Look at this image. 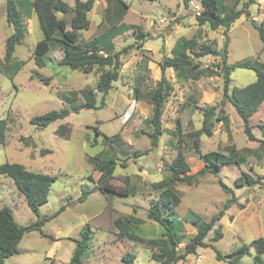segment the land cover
I'll return each instance as SVG.
<instances>
[{
    "label": "rangeland",
    "instance_id": "1",
    "mask_svg": "<svg viewBox=\"0 0 264 264\" xmlns=\"http://www.w3.org/2000/svg\"><path fill=\"white\" fill-rule=\"evenodd\" d=\"M62 1L69 7L74 3V0ZM106 3L108 10L105 13ZM224 4L227 8L245 9L250 14L249 18L242 16L227 33L226 63L249 62L264 66L262 44L251 25V20L259 23L264 18V0H225ZM58 16L62 18V15ZM88 19L90 27L80 32L78 37L77 45L80 47L107 34L110 27L124 23L129 29L125 36L112 41L113 52L126 48V53L121 57L118 80L104 98L102 109L71 113L42 130L29 124L33 116L67 106L61 98L69 92L95 89L99 75L108 70L94 68L91 73L82 74L59 66L60 50L54 44L44 57L45 67L37 69L32 53L43 34L34 13L29 21H25L28 34L23 44L15 47L14 59L25 64L13 79L8 77L12 74L10 65L0 58V120H5L0 137V165L16 163L28 171L56 178L50 187L47 203L39 208V217L49 218L42 227V233L53 240L42 237L38 232L26 233L18 245L19 254L3 264L68 263L75 240L79 239V231L86 224L91 226L92 240L89 255L82 264H156L152 253L157 250H153L150 243L161 237V229L146 216L151 204L157 200V192L151 184L169 176L168 165L177 150L189 165V174L195 175L191 185L174 183L172 187L180 198L173 213L183 235L177 246L179 255L184 253L196 233L190 222L185 220L186 213L192 212L202 221L209 222L223 210L227 200L235 199L236 202L213 227L216 229L221 225L222 238L213 243V232H209L202 247H197L184 261L176 264H229L217 261L215 250L226 255L243 244L249 246L252 240L264 239V179L260 187H234V181L241 172L254 179L264 177V146H259V140L263 138L258 127L264 126V102L250 120L255 138L251 142L243 133L239 116L230 103H225L223 109L229 125L225 127L216 123L211 137L200 135L199 149L203 154L214 151L226 155L232 149L238 151L237 158L242 157L244 163L241 166H221L217 177L197 174L202 162L194 152L193 141L201 128V109L218 105L221 100L222 79L216 68L221 61L210 55L195 59L189 54L191 64L182 74L171 69L165 72L172 91L164 104L162 134L157 148L151 150L149 139L141 134L142 129L149 131L144 125V120L151 114L148 92L159 80V65L170 57L174 42L184 37L193 41L196 52L202 46L220 51L224 30L198 26L190 9L181 0H100L90 11ZM135 31L146 37L137 36ZM11 32L12 28L5 21V0H0V54ZM197 73L201 75L198 80L195 79ZM36 75L49 79V84L44 86ZM230 78L231 88H243L256 80L255 72L244 68L233 69ZM96 99L99 106L101 95L97 92ZM61 124L71 128L69 139H61L54 134ZM94 128L102 134L96 135ZM104 136L111 140L105 141ZM45 151L49 153L42 154ZM134 152L146 154L135 158ZM96 156L101 160H115L113 179L109 183L133 196H114L97 189L101 185L97 181L100 173L93 170V164L88 162V158ZM219 181L232 194L226 193L219 186ZM83 191L90 193L80 201ZM238 204H242L244 209L240 210ZM3 207L12 211L15 222L21 227L37 219L13 181L0 175V209ZM61 207L64 210L52 218ZM130 216L141 220L134 228L139 237L135 241L118 237L111 226L114 218ZM129 254L134 256L132 261L122 262V257ZM198 256L200 260H197ZM238 264L253 263L250 257L245 256Z\"/></svg>",
    "mask_w": 264,
    "mask_h": 264
},
{
    "label": "trees",
    "instance_id": "2",
    "mask_svg": "<svg viewBox=\"0 0 264 264\" xmlns=\"http://www.w3.org/2000/svg\"><path fill=\"white\" fill-rule=\"evenodd\" d=\"M96 0H74L73 7L70 8L62 0H5V21L7 25L12 28V32L6 37L4 41V54L2 59L5 64H9L12 69V74L8 77L13 79L14 75L20 71L25 62L14 59L15 47L22 45L26 35L28 34L25 24V19H28L30 13L33 11L38 20L40 30L43 34V39L35 44L32 53V59L37 69L45 67V55L49 52L51 45H57L61 51V58L58 61L59 66L68 67L70 70L78 71L82 74H89L94 68H108L107 71L102 72L97 81L95 89L83 88L77 91H71L67 95L62 96V101L67 105L60 110H52L47 113L33 116L29 120V124L34 126L37 130H42L55 121L65 119L69 114L81 110H98L103 108L104 98L112 88V84L118 80L119 71L121 68V57L126 53V48L113 52V43L111 39L117 35L125 32L127 28L124 25L119 27H110L107 29V34L100 38L85 43L82 47L77 45L79 33L89 28L90 22L88 13L92 10ZM155 2L158 0H147ZM184 6L189 8L190 0H181ZM202 11L199 16H192L195 18L197 25L208 26L211 30H216L220 27L224 28L223 46L219 50L212 49L208 46H202L197 52L193 50L194 43L192 40L179 38L171 49V56L162 60L159 65L160 77L156 82L154 88L148 92V99L151 105V114L144 120V125L147 130H141V134L147 136L150 141L151 150L158 146L159 138L162 134L161 117L164 110V104L167 101L172 91L171 82L166 77V70L171 69L177 73L182 74L184 70L190 66L191 57L198 59L205 56H213L219 58L221 63L216 66L219 76L222 79V97L218 105L212 107H205L201 109L202 124L199 131L196 132V138L193 141V149L202 162V168L197 174H210L217 177L221 166L227 164H235L241 166L244 159L237 158L238 151L231 149L228 155L218 152L201 153L199 149V136L205 135L211 137L216 123H221L222 126L229 125V119L224 114V105L226 102L235 110L236 114L242 121L243 133L248 141H254L252 134V126L250 119L252 115L258 110L259 106L264 101V66L262 64H250L249 62L237 63L228 65L227 47L228 37L227 33L231 27L242 17H250V14L245 9L236 10L234 7L227 8L223 0H197ZM252 2V0H250ZM248 4V3H247ZM72 13L73 16L69 23L63 19L57 18L56 14ZM253 29L257 32L258 38L262 44V51H264V18L256 23L251 20ZM135 33H137L135 31ZM137 36L146 37L143 33H137ZM104 43V44H101ZM102 45V46H101ZM106 47L105 49L102 47ZM244 68L252 69L255 72V82L243 88L230 87V75L233 69ZM37 76V75H36ZM201 77L200 73L195 75L198 80ZM44 86L49 84V79L37 76ZM96 92L101 95V104L97 106ZM80 101L79 104H76ZM5 128V120H0V137ZM262 138H264V126H259ZM96 135L102 133L94 128ZM54 134L61 139H69L71 135V128L66 124H61L55 130ZM105 141L111 140L110 137L104 136ZM260 146H264V141L260 140ZM49 153V151L42 152V154ZM146 153L134 152L135 158L141 157ZM88 162L93 164V170L100 173L98 182L101 184L97 189L104 194H111L114 196H133L125 189H118L114 187L109 180L113 179V170L115 167V160L110 158L101 160L98 156L88 158ZM125 167V166H123ZM169 176L163 180L152 183L151 188L157 192V200L151 204L147 212V219L157 223L161 229V237L151 241L153 250L157 252L152 253V260L156 264H176L179 261H184L186 257L193 253L197 247L204 245V240L207 238L209 232H213L211 242H216L222 238L221 225L213 229L216 222L224 216L235 199H229L223 206V210L217 216H214L209 222L202 221L199 216L192 212L186 213L185 220L189 221L195 229L196 233L187 244L184 253L180 254L177 251L178 244L181 243L183 235L178 220L173 216L175 208L180 203V198L173 190V184L191 185L194 181L195 175H190V167L185 161L184 156L180 150H177L176 156L168 165ZM0 175L11 179L17 191L23 196L24 201L37 218L33 223L21 227L13 217L12 211L3 207L0 209V264L6 260L19 254L18 245L26 233L38 232L42 237L53 240L52 237L42 233V227L49 218L39 217V208L47 203V197L55 177L38 172H31L26 170L22 165L16 163H4L0 165ZM264 177H257L254 179L251 175L241 172V175L234 181V187L254 188L255 186H262L261 180ZM219 186L225 190L226 193H231L221 181ZM90 191H83L80 201L88 195ZM240 210L244 209L242 204H238ZM64 210L61 207L53 216H57ZM141 223V220L130 216L128 218H114L111 226L116 230V235L123 239L131 241L138 240L137 231L134 229ZM92 240V231L89 224L84 225L79 231V239L75 240V247L72 256L68 263L65 264H82L83 260L89 255V243ZM211 247H213L211 245ZM253 249V253L251 252ZM250 257L253 264H264V239L257 238L252 240L250 245L243 244L236 250L231 251L226 255H222L215 250V259L217 261H227L229 264H238L243 257ZM128 257V258H127ZM133 255L122 257V262L130 263Z\"/></svg>",
    "mask_w": 264,
    "mask_h": 264
},
{
    "label": "crops",
    "instance_id": "3",
    "mask_svg": "<svg viewBox=\"0 0 264 264\" xmlns=\"http://www.w3.org/2000/svg\"><path fill=\"white\" fill-rule=\"evenodd\" d=\"M30 1H32V0H30ZM82 1H85V0H82ZM99 1H100V0H96L95 3H94V5L97 4ZM224 1H225V0H223V3H224ZM73 4H74V3H73ZM94 5H93V7H94ZM72 7H73V5H72ZM72 7H70V8H72ZM107 7H108V4L106 3V4H105V13H106V11L108 10ZM231 8H232V7H231ZM234 8H235V7H234ZM92 9H93V8H92ZM235 9L238 10L237 8H235ZM33 13H34L33 11L30 13V16H29L28 19L31 18V15H32ZM89 13H90V12H89ZM89 13H88V15H89ZM34 14H35V13H34ZM35 15H36V14H35ZM58 15H62V18L59 17ZM56 16H57V18H59V19H63V20H65L67 23H69L70 20H71V17L73 16V14H72V13H68V14H56ZM65 16L68 17L69 19L67 20V18H65ZM36 17H37V16H36ZM192 17H193V16H192ZM193 18H194V17H193ZM241 18H242V17H241ZM241 18H240V19H241ZM28 19H25V21L28 20ZM28 21H29V20H28ZM102 21H104V16L102 17ZM194 21H195V18H194ZM89 22H90V21H89ZM195 23H196V21H195ZM196 24H197V23H196ZM121 25H124V26L127 28V30H126L125 32H123V33L117 35V36L114 37L113 39H111V42L114 41V40H116V39H118V38H122V36H125V34L128 33V31H129L128 26L125 25L124 23L119 24V25H117V26H115V27H119V26H121ZM198 26H199V25H198ZM89 27H90V25H89ZM220 28H222V27H220ZM231 28H232V27H231ZM218 29H219V28H218ZM222 29L224 30V28H222ZM229 31H230V30H229ZM229 31H228V32H229ZM27 32H28V31H27ZM81 32H82V31H81ZM79 34H80V33H79ZM183 38H184V37H183ZM90 41H91V40H90ZM176 41H177V40H176ZM176 41H175V42H176ZM88 42H89V41H88ZM175 42H174V44H175ZM86 43H87V42H86ZM112 43H113V42H112ZM174 44H173V45H174ZM172 47H173V46H172ZM50 49H51V47H50ZM171 49H172V48H171ZM49 51H50V50H49ZM115 52H116V51H115ZM3 54H4V47L1 48V54H0V55L3 56ZM58 56H59V58H57V60H59V59L61 58V51H60V55H58ZM170 56H171V52H170ZM0 58H2V57H0ZM263 102H264V101H263ZM263 102H262V103H263ZM261 105H262V104H261ZM261 105H260V106H261ZM260 106H259V108H260ZM259 108H258V110H259ZM258 110H257L256 112H258ZM256 112H255V113H256ZM255 113H254V114H255ZM254 114H253V115H254ZM253 115H252V116H253ZM250 120H251V119H250ZM258 127H259V126H258ZM261 138H262V135H261ZM259 141H260V140H259ZM262 141H264V138H263ZM250 142H251V141H250ZM259 144H260V142H259ZM259 146H260V145H259ZM24 168H25V167H24ZM25 169H26V168H25ZM38 173H41V172H38Z\"/></svg>",
    "mask_w": 264,
    "mask_h": 264
},
{
    "label": "built area",
    "instance_id": "4",
    "mask_svg": "<svg viewBox=\"0 0 264 264\" xmlns=\"http://www.w3.org/2000/svg\"><path fill=\"white\" fill-rule=\"evenodd\" d=\"M189 9H190V12L192 14H194L196 17L200 15L201 11H202V7L200 6L199 3H197L196 1L194 0H190L189 1ZM161 22H164V21H161ZM201 257L198 256L197 257V260H200Z\"/></svg>",
    "mask_w": 264,
    "mask_h": 264
}]
</instances>
